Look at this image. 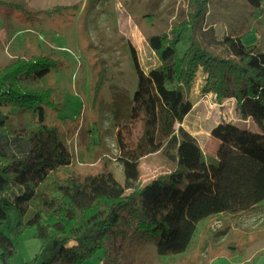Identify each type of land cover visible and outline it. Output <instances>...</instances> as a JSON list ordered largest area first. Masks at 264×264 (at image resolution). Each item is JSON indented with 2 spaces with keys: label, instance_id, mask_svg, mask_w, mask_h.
I'll return each instance as SVG.
<instances>
[{
  "label": "trees",
  "instance_id": "1",
  "mask_svg": "<svg viewBox=\"0 0 264 264\" xmlns=\"http://www.w3.org/2000/svg\"><path fill=\"white\" fill-rule=\"evenodd\" d=\"M262 10L264 0H245ZM189 21L150 35L158 65L145 72L132 52L138 86L131 122L142 121L136 147L118 158L123 181L105 165L79 173L57 127L38 122L17 128L4 106L35 115L57 109L53 89L40 82L58 61L49 56L0 64V260L17 254V241L35 229L41 243L34 264H84L102 252L101 264H144L158 255L177 256L193 244L201 222L243 214L264 201V49L241 37L201 31L212 0H188ZM1 4V3H0ZM208 31V32H207ZM210 36L209 39L207 37ZM204 75L203 95L234 100L255 129L234 127L220 143L217 163H207L201 145L183 127L194 108L191 94ZM162 154L173 168L142 184L141 160Z\"/></svg>",
  "mask_w": 264,
  "mask_h": 264
},
{
  "label": "rangeland",
  "instance_id": "2",
  "mask_svg": "<svg viewBox=\"0 0 264 264\" xmlns=\"http://www.w3.org/2000/svg\"><path fill=\"white\" fill-rule=\"evenodd\" d=\"M0 64L21 58L49 56L59 65L40 84L53 89L57 109L41 113L4 106L1 111L17 127L38 122L57 127L72 153L79 173H96L105 165L122 182L124 149H134L142 134V121L131 122L138 74L132 52L145 72L158 65L148 37L169 32L190 20L188 0H0ZM206 22L196 37L209 28L219 36L241 37L245 45L264 49V8L253 10L245 0H212ZM208 32V31H207ZM210 36L207 37L209 39ZM199 39V38H198ZM202 74V73H200ZM198 75L191 94L194 111L183 123L196 136L207 163L217 162V148L234 127L252 128L243 120L234 100L218 101L201 91ZM173 168L160 153L141 160L145 184ZM35 229L17 241V254L8 264H34L41 243ZM98 251L84 264H101ZM144 264H264V201L250 212L214 216L198 226L189 250L161 256L148 245ZM0 264H3L0 260ZM37 264V263H35Z\"/></svg>",
  "mask_w": 264,
  "mask_h": 264
},
{
  "label": "crops",
  "instance_id": "3",
  "mask_svg": "<svg viewBox=\"0 0 264 264\" xmlns=\"http://www.w3.org/2000/svg\"><path fill=\"white\" fill-rule=\"evenodd\" d=\"M193 111H194V108H193L192 112H193ZM192 112H191V113H192ZM191 113L187 116V118L191 115ZM187 118H186V119H187ZM186 119H185V120H186ZM184 122H185V121H184ZM183 127H184V125H183ZM184 128H185V127H184ZM185 129H186V128H185ZM186 130H187V129H186ZM189 132H190V131H189ZM192 135H193V134H192ZM195 137H196V136H195ZM197 139H198V138H197ZM198 141H199V140H198ZM220 143H221V142H220ZM220 143H219V145H220ZM219 145H218V147H219ZM217 150H218V148H217ZM216 153H217V152H216ZM215 162H217V161H215ZM215 164H216V163H215ZM249 212H250V211H249ZM223 215H224V214H223ZM230 215H233V214H230ZM218 216H220V215H218ZM221 216H222V215H221Z\"/></svg>",
  "mask_w": 264,
  "mask_h": 264
}]
</instances>
